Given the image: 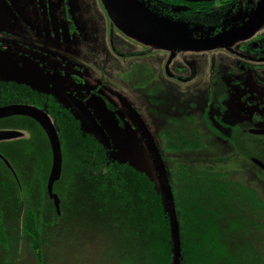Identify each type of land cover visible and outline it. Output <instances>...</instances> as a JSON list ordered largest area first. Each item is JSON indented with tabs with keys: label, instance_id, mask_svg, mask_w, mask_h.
<instances>
[{
	"label": "rangeland",
	"instance_id": "374dc122",
	"mask_svg": "<svg viewBox=\"0 0 264 264\" xmlns=\"http://www.w3.org/2000/svg\"><path fill=\"white\" fill-rule=\"evenodd\" d=\"M31 2L32 0H0V91L4 90L2 86L5 85L8 89H12L16 85L20 87L29 85L40 87L41 85L45 86L44 84L48 82L45 76V78L39 77L43 74L38 67V63L34 64L35 67H33V60L30 64L25 57L30 58L33 55L34 57L43 56L42 58H44L48 56V59H40L43 62L56 61L59 63L60 60L67 58V54L77 55L74 58L75 60L71 62L75 61L81 77L86 81H90L89 78L103 77L110 87L116 86L121 93L125 94L140 108V111L142 110L141 112L144 114L156 144L162 150L163 155H161L173 186L179 189L182 188L181 181H179L180 169L182 166H187L192 171L208 170L217 173L219 177L222 176L226 180L228 185L230 183L232 187H246L245 189L253 191L255 198L244 201L250 202L252 208L247 214L249 218L245 217V230L242 233L245 238L238 241L237 245L240 250L244 249L241 252V254H245L243 259L247 258L250 250L254 249L256 253L262 256L260 261L261 264H264V170L253 163V159H258L264 164V136L251 134L253 130H264V111L260 110L264 108V103L263 106L261 105L262 107H247L249 101H254V96L261 94L257 89L252 90L253 93L248 101L246 99L241 100L243 105L240 107L235 106L233 103L229 105L228 100H226V107H228L229 112L225 113L230 114V120L236 121L237 119V124L231 126L219 125V92L223 91L227 94L226 99L229 98L230 94L235 96L237 92L231 91L233 89L232 76L229 77L223 74L224 82L219 78L215 82L209 81V76L212 74V68L215 67L218 68V72L224 69L228 71L230 69L235 70L236 66L226 61V58L233 61L230 55L218 49H212L204 53L180 51V54L176 52V55L172 57L167 51L154 50L150 53V55L154 54V57L146 53V55L137 59L128 58L129 61L115 59L114 52L121 53L120 55L123 57L125 52L117 45L116 34L110 32L107 37L105 28L100 24L104 10L100 1L66 0L81 32V39H76L71 43L66 41L67 38H70L69 34L66 33L67 38L64 39L61 38L59 29L52 31L49 28L47 14L45 16L40 15L42 25L33 27V20L37 18L34 13H37V11L31 8ZM101 7L103 10H101ZM41 11L46 13L49 10ZM111 36L114 39L112 45L115 49L113 52L108 40ZM81 40L85 42V45L94 49L97 59L91 57L80 59L78 57L81 54L79 52H82L85 47L81 44ZM120 55L119 57L122 58ZM205 59L204 64H198L197 61ZM22 61L27 63L23 67L18 66L19 68H16V65L21 64ZM229 65L232 67H228ZM165 71H171L174 75H176V72L178 76L184 77L186 81L169 79V77H166ZM189 77H192V79H188V81L187 78ZM163 78L167 82L166 89L173 94V98L168 105L162 106V109L168 113V107H171V105L184 108L187 105L191 106L188 113L173 112L172 115L178 122H175L177 120H172L173 122L162 121L149 111L152 105L150 103V90L147 87H153L152 83L156 82L157 79L163 81ZM15 80L23 83H17ZM144 83L147 85L146 88L142 89L140 93L137 92L138 86ZM163 85L165 84L163 83ZM169 86H171V89L168 88ZM228 86L231 87L230 90ZM154 87L158 88V86ZM49 92L59 94L56 89H50ZM259 99L264 102L263 98ZM183 115H188L189 119L184 120ZM103 124H108L107 120L106 122L103 120ZM219 129L223 136L218 133ZM105 130L112 141L113 148L110 153L113 158L120 162H128L134 167L144 170L150 176L156 177L155 166L140 133L134 132L131 126H116L115 122L112 125H105ZM182 134L187 139L194 141L196 143L195 147L170 148L169 144L178 142ZM69 145L70 141H66L62 148L65 158L66 184L68 186L66 201L72 202L71 196L75 190L69 189V176L73 174L74 161ZM85 204L87 203L85 202ZM50 209L51 213L48 214L47 218L49 219V228H52V234L55 235L49 242L50 249L48 250L52 251L54 255V253H59L57 252L59 251L57 246L58 237L61 231L59 229L64 228L68 221L65 219V223L62 224L64 220L53 213V208L50 207ZM46 220L43 222V226ZM12 223L13 221L10 218V221L4 224L9 237V251L8 253L2 251L3 249L0 247V264H38L29 246L31 239L22 230L23 219L21 218L16 225L17 229L13 228ZM84 224L87 227L90 226ZM80 232L82 233V231ZM75 235L79 238L77 240H80L78 242H81L78 249L85 252L83 245L86 242L82 243L85 239L84 236L79 231ZM43 241L46 242L47 239ZM72 245L76 244L72 242L70 246ZM67 246L69 245L65 243V247ZM76 250L77 248L70 249L74 258H76ZM76 256L78 259L80 258L79 255ZM52 258L54 263L50 259L49 264H60L58 261L56 263V257L53 256ZM86 258L92 261L94 259L91 253L86 255ZM63 260L64 257L61 264L77 263L76 260L73 261L72 259L67 260L66 258L64 262ZM70 261L71 263H69ZM92 261L90 264H92Z\"/></svg>",
	"mask_w": 264,
	"mask_h": 264
},
{
	"label": "flooded vegetation",
	"instance_id": "af4514ba",
	"mask_svg": "<svg viewBox=\"0 0 264 264\" xmlns=\"http://www.w3.org/2000/svg\"><path fill=\"white\" fill-rule=\"evenodd\" d=\"M98 1H100L103 6L102 0ZM139 1L159 17L175 24L185 25L187 30L192 31L193 38H207L220 35L232 28L242 26L254 13L260 0ZM31 8L37 11V13H34L37 15V18L33 20V27L42 25L43 22L40 15L45 16V14H47V25L52 31L59 29L61 31V38H67L65 36L67 33L70 36V38L66 39L68 43L76 41V39H81V32L76 23V19L71 14L72 10L68 7L66 0H32ZM103 8L101 7V10H103ZM41 10L49 11L44 13ZM102 15L103 19L100 21V24L105 28V34H107L108 37L110 32L115 33L117 36V45L125 52L124 57L120 55L121 53L114 52L115 59L129 61L128 58L137 59L140 58V56L146 55V53L154 57V54L150 55L151 52H154V50H164L144 44L123 33L113 23L105 8ZM108 40L112 47L111 51L113 52L115 49L112 45L114 42L113 36ZM81 44L85 47L82 52H79L81 53L80 56H78L80 59L85 57L97 59V54L94 49L85 45V42L82 40ZM32 47L36 49L34 46ZM215 49L228 53L233 61H229L227 58L226 61L236 66L235 70L230 69V71H228L223 68L224 70H221V72H218L217 67L212 68V74L209 76V81L212 80L214 82L219 79L224 82L222 78L223 74L229 77L232 76L233 89H231V91L237 92L235 96L230 94L228 99H226L227 94L223 93V91L219 92L218 103L220 116H218V122L220 126L236 125L237 119L236 121L230 120V114L225 113L229 112L227 110L228 107H226V100H228L229 105L233 103L235 106L240 107L243 105L241 104V100L246 99L248 101V98L253 93L252 90L257 89L261 94L254 96V101H249L247 107H259L261 105L263 106L264 103L259 99H264V24L256 32L230 44L228 48L223 46ZM164 51H167L172 57L176 55V52L179 54L181 53L180 51L173 50ZM198 52L204 53L209 52V50ZM119 55L122 58H120ZM76 56L77 55L67 54V58L60 60L59 63L56 61L43 62L42 59H48V56L44 58H42L43 56L34 57L33 55L30 56V58L25 57L30 64L33 60V67H35L34 64L38 63V67L43 74V76L39 75V77H46L48 82L44 84L45 86L41 85L40 87L31 85L20 87L16 85L14 88L9 89L10 93L8 94L10 97L7 98H10L9 100L11 102L0 104V107L16 104L28 105L45 112L51 118L57 129L61 148L64 147L66 139L62 134L60 125L56 119H54L50 110L56 111L57 114H59L58 116L62 118H65V116L69 117L72 122H75L80 128L84 129L85 133H88L97 140L83 116L68 98V95L73 99L82 101L104 129L105 125H112L115 122L116 126H131L134 132L137 131L141 135L135 119L120 98H125L138 111L147 124L144 114L141 112L142 110L140 111V108L126 97L125 94L121 93L116 86V88L114 86L110 87L103 77L89 78L91 82L81 77L75 61L71 62L75 60L74 58ZM79 58H77V60H79ZM197 62L198 64H204L206 59ZM25 63L27 62L22 61L21 64H17V67H15H23ZM228 67L232 66L229 65ZM175 74L176 75L171 71H165V75L169 77V79L181 82L186 81L184 77L178 76L176 72ZM188 79H192V77L187 78V80ZM15 82L23 83L18 80H15ZM163 83L165 85H163ZM152 84L153 87H147L148 90H150V103L153 105L150 109L154 108L156 116L162 121L177 120L172 115L174 111L181 114L182 112H189L191 107L189 105L185 108L171 105V107H168V113L165 112L162 106L170 103L173 94L166 89L167 82L165 79L163 81L157 79L156 82ZM140 85L137 88V92L139 93L147 86L145 83ZM154 86H158V88ZM168 88L171 89V86ZM228 88L230 90L231 87L228 86ZM50 89H56L59 94L49 92ZM3 94L4 93H0V95ZM174 96L176 98L175 92ZM260 110L264 111V108ZM104 111L105 113H103ZM186 116L183 115L184 120L189 119V116ZM103 120H105V122L107 120L108 124L104 125ZM61 121L64 122L63 120ZM175 122H178V120ZM147 126L149 128L148 124ZM218 133L223 136L220 129ZM251 134L253 133L251 132ZM108 136L110 137L109 134ZM180 137L186 138L183 134L180 135ZM159 150L162 154V150L160 148ZM62 159L61 176L53 185V193L57 195L60 202V210L58 213L54 199L50 197L48 191V181L52 168V151L44 130L36 120L30 117L13 116L0 119V223H2L3 226L5 223H8L11 218L13 221L12 224L14 225L13 228L15 227V229H17L16 225L20 222L21 218L24 220L26 215L27 217L34 215L38 225L43 227V222L49 216L48 214L51 213L50 207L53 208V213H56L58 216L61 215L62 205L66 202V190L68 187L66 184L63 148ZM254 160L258 159H253V163L264 170V168L255 163ZM73 174H76V172L74 171ZM70 178L71 177H69V189L78 190L80 184L70 183ZM48 221L49 219L47 218L46 222Z\"/></svg>",
	"mask_w": 264,
	"mask_h": 264
},
{
	"label": "trees",
	"instance_id": "16d2710c",
	"mask_svg": "<svg viewBox=\"0 0 264 264\" xmlns=\"http://www.w3.org/2000/svg\"><path fill=\"white\" fill-rule=\"evenodd\" d=\"M2 88L7 90L0 91L4 93L0 104L9 103L10 90L6 85ZM149 111L156 115L154 108ZM50 112L70 141L76 172L69 176L70 183L80 187L73 192L72 202L67 200L62 205V224L65 219L68 223L59 229L58 254L48 250L55 235L49 221L41 227L34 215L24 217L22 230L31 239L29 246L37 263L49 264L54 256L60 264L63 257V262L67 258L76 260L75 264H90L92 260L86 255L91 253L92 264H175L171 224L157 173L152 177L128 162H120L69 117ZM169 145L183 149L196 143L183 137ZM180 172L182 188L172 182L171 186L180 229L181 264H261L262 256L254 249L243 259L244 249L237 245L245 238V217L252 208L244 201L255 198L253 191L232 187L208 170L192 171L182 166ZM77 231L85 238V252L78 249L81 242ZM72 242L76 245L70 246ZM8 243L6 228L0 223V247L7 253ZM76 248L74 258L70 249Z\"/></svg>",
	"mask_w": 264,
	"mask_h": 264
},
{
	"label": "water",
	"instance_id": "95a60500",
	"mask_svg": "<svg viewBox=\"0 0 264 264\" xmlns=\"http://www.w3.org/2000/svg\"><path fill=\"white\" fill-rule=\"evenodd\" d=\"M103 6L111 17L113 23L126 35L143 42L144 44L173 51H205L219 47H229L230 44L243 39L256 32L264 24V0H260L254 13L242 26L232 28L224 33L207 38H193L192 31L185 25L175 24L151 12L139 0H102ZM68 98L83 116L93 131L98 142L106 151L113 148L112 141L105 129L98 123L89 108L82 101ZM125 107L135 119L143 137L145 146L153 161L158 180L166 202L167 212L171 224L172 241L175 252V264H181V242L175 200L169 175L156 141L147 124L138 111L125 99L120 98ZM24 116L36 120L44 130L52 151V168L48 181L50 197L54 199L57 212L60 202L53 193V185L60 178L62 172V148L59 135L51 118L42 110L28 105H6L0 107V119ZM253 134L264 135V131L253 130ZM259 166L264 165L254 160Z\"/></svg>",
	"mask_w": 264,
	"mask_h": 264
}]
</instances>
